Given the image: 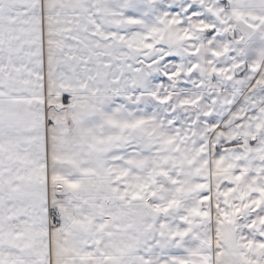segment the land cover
Listing matches in <instances>:
<instances>
[{
    "label": "snow or ice",
    "instance_id": "1",
    "mask_svg": "<svg viewBox=\"0 0 264 264\" xmlns=\"http://www.w3.org/2000/svg\"><path fill=\"white\" fill-rule=\"evenodd\" d=\"M0 264H264V0H0Z\"/></svg>",
    "mask_w": 264,
    "mask_h": 264
}]
</instances>
